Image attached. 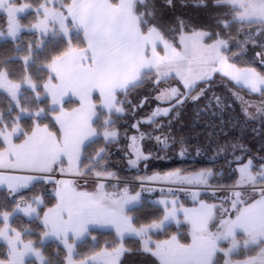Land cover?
<instances>
[{
  "label": "snow or ice",
  "instance_id": "obj_1",
  "mask_svg": "<svg viewBox=\"0 0 264 264\" xmlns=\"http://www.w3.org/2000/svg\"><path fill=\"white\" fill-rule=\"evenodd\" d=\"M34 2L35 22L26 30L38 32L40 38L24 45L20 36L25 26L21 24L20 14L32 11L33 4L0 0V13L7 16L6 28L0 29V38H10L16 43L18 52L26 53L19 57L23 61V74L17 79L12 78L13 74L6 67L0 68V91L9 97L7 115L0 112V187H6L10 194H19L37 184L52 185V189L41 187L40 193L30 199L21 195L11 212L0 211L3 224L0 240L6 245L0 264H25V257L29 255L39 264H60L58 260L46 258L42 251L49 237L66 249L64 264H122L123 256L129 253L124 245L126 235L138 237L142 242L141 251L151 253L159 264H220L221 256L223 264H264V157L259 158L262 161L259 165L254 163L255 158L245 160L243 156L229 161V168L239 176L230 186H213L210 180L215 174L211 169L192 173L176 169L141 178L142 191H154L146 185L159 182L168 186L166 190L161 187L160 192L171 199L155 201L163 206L162 217L139 225L131 213L141 200V192L131 195L127 187L107 192L103 182L117 179L116 173L108 171L103 164L108 144L118 137L113 117L124 115L127 106L143 107L147 97L139 105H132L128 95L149 80L158 90L156 100L175 101L171 107H157L151 117L143 121L149 124L154 122L153 117L168 116L175 106L189 98L199 100L206 90L201 88L192 95L193 90L198 82L211 81L215 73L264 97V73L257 72L254 67H238L234 62L237 54L231 47L234 44L242 55L247 52L249 43L256 44L259 51L255 52V59L264 64V40L258 43L255 39L257 35L264 37V0H216V6L228 7L231 15V19L219 22L221 32L188 30L180 21L179 29L171 30L175 33L171 38L154 23L155 6L150 0ZM166 3L172 6V0ZM140 7L145 10L141 12ZM235 25L241 26L236 29L238 36L243 33L241 40L232 37ZM253 25L258 27L252 31L243 30ZM49 34L59 38L66 47L41 65L48 73L41 85L28 70L36 63V50L44 46L43 38ZM209 40L212 42H206ZM169 80L176 81L179 87L159 88ZM24 86L33 95L25 92ZM181 87L185 91H181ZM94 93L99 96V109L105 111L98 110ZM68 96L79 102V106L70 111L64 108ZM45 99H50V106L40 108L39 103ZM33 104L35 111H32ZM243 111L249 119H256L247 105ZM49 112L59 125L58 132L40 122V117ZM256 112L264 115V105L257 107ZM26 115L34 121L30 132L21 126ZM96 122H100L101 130L94 126ZM140 123L131 125L138 134L131 135L127 145L130 150L126 153L128 163L132 167L151 159L139 141L153 137L139 131ZM159 127L161 125L157 124ZM100 136L105 145L85 157L86 142ZM18 137H22L21 142H14ZM154 139L163 149L169 148L167 135H157ZM186 151L181 146L179 155L184 156ZM57 174L74 178L92 174L96 177L97 189L95 192L78 191L74 179L58 178ZM181 193L190 195L197 206L184 207L179 201ZM209 193L218 204L200 199L201 195ZM46 195L54 197L56 203L47 207L41 217L38 209L46 206ZM181 212L190 225L192 242L183 244L173 235L168 240L155 242L153 247L150 233L163 229L169 221L179 225L178 213ZM18 213L41 222L44 231L38 244L22 238L32 234L31 229L26 228L22 233L11 227L10 221ZM91 229H112L118 239L107 248L74 259L78 255L76 242L90 235ZM95 239L92 236V240ZM241 251L246 258L233 260L232 257Z\"/></svg>",
  "mask_w": 264,
  "mask_h": 264
},
{
  "label": "trees",
  "instance_id": "obj_2",
  "mask_svg": "<svg viewBox=\"0 0 264 264\" xmlns=\"http://www.w3.org/2000/svg\"><path fill=\"white\" fill-rule=\"evenodd\" d=\"M25 3L33 4L34 0H23ZM19 3H22L19 0ZM150 4L155 6L156 20L154 23L166 35L171 38L173 33L172 29H179L180 21H183L188 30H203L209 33H219L222 31L219 22L225 18L231 19L228 7L216 6V0H172V6H168L166 0H150ZM206 5V6H198ZM142 7L141 12L144 11ZM35 20L33 13L28 16ZM27 17L23 18V23L27 21ZM7 17L0 13V29L6 28ZM240 25H235L232 31V37L237 40L243 39V33L238 36L236 29ZM258 26L253 25L252 28L244 27V31H252ZM80 35L79 39L82 41L83 37ZM34 34L24 33L20 37L24 45L31 42V38H35ZM259 43L264 40V37L257 35L255 37ZM37 38L34 40L36 41ZM178 40V36H177ZM210 42V40H209ZM79 46L83 47V44ZM66 44L60 39H52L47 42L44 49L41 51L36 50V63L33 64L28 72L37 80L41 85L48 78L46 70L41 69V65L49 62L51 56L63 50ZM233 53L237 49L235 45H231ZM247 52L237 56L234 61L240 67H254L258 72L264 73V64H261L255 59V52L259 51L256 44L249 43ZM26 53L18 52L16 50V43L12 40H3L0 38V68H7L13 76L17 79L23 74V61L19 59ZM5 61L7 62L5 64ZM179 87L176 81H168L161 83L159 88L165 89L169 87ZM205 89V93L197 101H192L190 98L183 104L177 105L169 113L168 116L159 117L153 123H143V119L149 118L156 107L166 108L171 107L175 101H158L155 97L158 95V90L154 88L149 80L139 87L134 88L128 99L131 100L132 105H139L141 100H144L143 107H136L133 109L127 106V114L123 117H116L120 126H116V131L119 132V137L115 142L109 143L107 146V157L103 164L107 170L116 173L117 179L125 181H141V178L152 176L153 174L173 171L180 169L187 173L211 169L215 174L211 178L210 183L213 186H230L238 180V174L233 173L229 168V161L234 157L243 156L247 158H255L254 163L259 165L260 157H264V116L257 119H249L245 116L243 106L240 103L237 95L243 97L250 103L264 104V97L260 94H252L244 88L234 84L227 78L217 75L208 83H199L192 95H196L200 89ZM29 95H33L30 90L24 87L23 89ZM42 91V89H41ZM181 91H185L181 87ZM122 98V97H121ZM219 101V103H218ZM77 105L74 101L65 103L64 108L71 110ZM40 108L47 109L50 106L49 99H45L38 105ZM9 107V97L6 93L0 92V112L7 115ZM36 105H32V111H35ZM178 113V115H177ZM15 115V112L13 113ZM53 114L49 112L47 116L40 117L41 124H49L52 131L57 130L56 123L52 119ZM141 121L139 131H142L152 139L145 138L142 140V149L145 154H150L151 159L147 163L141 162L138 167L129 165V156L126 154L129 149L127 145L130 143V136L138 134L136 129L131 125ZM34 121L32 117L21 120V126L25 131L30 132ZM157 124L161 127L157 128ZM25 126V127H24ZM98 130L100 129V122L94 124ZM157 135H167L169 137V148L163 149L161 144H158L154 139ZM22 137L17 141L21 142ZM174 142V143H173ZM102 136L97 137L92 143L86 146L85 157L93 155L95 150L105 145ZM236 146L235 148L233 146ZM181 146L187 149L184 156H180L179 152ZM2 147V145H0ZM199 149V154H197ZM134 158V157H132ZM86 162L87 159L85 158ZM236 167V165H233ZM223 173V175H220ZM86 178H92L85 176ZM96 179V178H94ZM94 182H80L81 186H87ZM41 187L51 191L52 185L37 184L24 194L35 196L40 193ZM134 190L140 189L139 186H130ZM223 195V193H220ZM163 196L161 192L150 195L151 199H156ZM181 203L186 207H195L196 204L190 200V195H179ZM200 199L205 200L207 203H216L218 200L211 198V195H201ZM46 206L40 208V216L56 203L54 197L45 196ZM227 207H230L226 205ZM15 208V200L8 190L0 189V211L7 210L11 212ZM135 218L137 225L150 223L153 219L161 218L163 215V208L149 200L144 202L141 206L134 208L131 213ZM234 215V214H233ZM0 227H3L0 222ZM11 227L23 233L24 229H31L32 234L23 235L22 238L27 242L32 240L39 243L41 235L44 231L43 226L39 220L27 219L21 215L15 216L11 221ZM176 235L178 240L183 244H190L192 242L190 225L181 220L178 225H171L165 227L162 231L151 234V239L155 242L168 240L171 236ZM92 236L96 239L92 240ZM116 236L112 232H99L91 231L90 235L83 243L77 245L75 259L79 260L84 255H89L93 251H100L107 248L116 242ZM124 245L129 249V253L125 255L122 264H159L152 256L141 251L142 242L140 240L127 239ZM154 247V245H152ZM224 247H226L224 245ZM59 250V256H56ZM6 251L5 245H0V257ZM42 251L46 258L58 260L60 264H64V257L66 250L61 244L54 240L45 241ZM255 254V253H251ZM246 258L245 253L241 251L239 255H235L233 260H242ZM223 256L220 257V264H223ZM27 264H36L34 261H28Z\"/></svg>",
  "mask_w": 264,
  "mask_h": 264
},
{
  "label": "rangeland",
  "instance_id": "obj_3",
  "mask_svg": "<svg viewBox=\"0 0 264 264\" xmlns=\"http://www.w3.org/2000/svg\"><path fill=\"white\" fill-rule=\"evenodd\" d=\"M22 1V3H25V2H23V0H21ZM141 9H142V7H140L139 8V10L141 11ZM143 10H145V9H143ZM143 12V11H142ZM31 13H33L34 14V16H35V13H34V8H33V10L32 11H30V12H26V13H22V14H20V21H21V24L22 25H24L25 26V30L24 31H22V33H21V36H22V34H24V33H28V34H34L36 37L35 38H31V42H34V40L37 38V39H39L40 38V36H39V33L38 32H30V31H27L26 29H27V26L28 25H30L31 23H34L35 22V20L33 19V18H31V17H29L28 18V16L29 15H31ZM4 15H6V14H4ZM7 17V16H6ZM24 17H27L28 19H27V21H25L24 23H23V18ZM20 36V37H21ZM81 37H83V36H81ZM1 39H3V40H10L11 41V39L10 38H7V39H4V38H1ZM44 40H45V44H44V46L42 47V48H40V49H37V51L39 50V51H41V50H43L44 49V47H45V45L47 44V42L49 41V40H52V39H59V38H54V37H52L51 36V34H49V35H47V36H45L44 38H43ZM74 39H75V33H74ZM83 39V38H82ZM177 42H178V40H177ZM206 42H208V43H211L212 41H206ZM235 51H238V48L237 49H235ZM232 52H233V50H232ZM236 54H237V56H239L240 55V52H235ZM236 60H237V58H236ZM235 60V61H236ZM238 66V65H237ZM238 67H240V66H238ZM258 72V71H257ZM217 75H220V76H222V77H224V78H227V79H229L228 77H225V76H223L221 73H215V74H213V77H212V79H214V77L215 76H217ZM211 79V80H212ZM230 80V79H229ZM169 81H173V80H169ZM230 81H232V80H230ZM234 84H236L234 81H232ZM199 83H202V82H198V84ZM237 85V84H236ZM237 86H239V87H241V88H244V89H246L243 85H237ZM25 88H27V86H24ZM133 90V89H132ZM131 90V91H132ZM247 91H249L248 89H246ZM130 91V92H131ZM0 92H2V91H0ZM130 92H129V95H130ZM250 92V91H249ZM251 93V92H250ZM252 94H259V93H252ZM128 95V96H129ZM237 97H238V99H239V101H240V103L242 104V106H243V108L245 107V105H247L248 106V110L251 112V113H253L255 116H256V119L257 118H260L261 116H264V115H261V114H259V113H257L256 112V108L257 107H259V106H261V105H264V104H262V103H250V102H248V101H246L243 97H241V96H239V95H237ZM97 105H98V110L99 111H105V110H102V109H99V101H98V103H97ZM157 108V107H156ZM127 109H128V107H127ZM127 111V110H126ZM125 114H127V112L125 113ZM124 114V115H125ZM124 115H122V116H120V117H123ZM31 116H29V115H26L23 119H28V118H30ZM41 117H43V116H41ZM116 117H119V115H114V119L116 118ZM149 117H151V115L149 116ZM159 117H163V116H158V117H153L152 119H153V121H155V120H157ZM148 118H146V119H143L142 121H145V120H147ZM54 121V120H53ZM55 122V121H54ZM116 126H120V124H119V122L116 120V124H115V127ZM25 127V126H24ZM51 130V129H50ZM57 131V130H56ZM118 132V131H117ZM118 137H119V132H118ZM117 137V138H118ZM20 137H18V138H14L16 141L19 139ZM140 142V144H141V146H142V140L141 141H139ZM84 163L85 164H87L88 162H86V161H84ZM138 167V166H137ZM108 171H109V169H108ZM87 176H90V177H92V178H96L94 175H92V174H89V175H87ZM72 178H74V177H72ZM238 179H239V177H238ZM80 179L78 180V182L77 181H75V183H76V185H80ZM104 182V181H103ZM105 184H106V188H105V191H108V192H113V191H119V190H122V189H124L125 187H127L128 188V191H130L131 193H136V192H141V196H143V197H145L143 200H141V205L144 203V202H148L149 200H153V202H155V201H158L159 200V198L161 197H158V198H156V199H151V197H150V195H152V194H155V193H157V192H160V188L161 187H164L165 188V190L167 189V185H164V184H162V183H158L160 186L158 187V188H154V187H150V186H147L146 185V187H150V188H153V189H155L154 191H142V188H141V186H139V188L140 189H138V190H134V188H131L130 186H127V185H119V184H111V183H109V180L108 181H105L104 182ZM87 186H89V187H93V188H96L97 187V182H94V183H90L89 185H87ZM5 190H7V189H5ZM30 190V189H29ZM29 190H27V191H29ZM27 191H25V192H27ZM25 192H22L21 194H12V196L14 197V200L15 201H17V200H19V197L22 195V196H24L26 199H30L32 196H29L28 194L26 195V194H24ZM162 198H166V197H162ZM169 198H171V197H169ZM180 200V199H179ZM190 200H192L193 201V198L190 196ZM180 203H181V201H180ZM161 206V205H160ZM197 206V205H196ZM162 207V206H161ZM184 207H186V206H184ZM227 207V206H226ZM42 208V207H41ZM192 208V207H191ZM232 210H231V208L229 207V212H231ZM182 213V212H181ZM179 214L180 213H178V216H179ZM234 214V213H233ZM15 216H17V214H15L13 217H12V219L15 217ZM12 219H11V221H12ZM11 221H10V223H11ZM215 229H213V231H214ZM159 232V231H158ZM156 233V232H155ZM154 233V234H155ZM151 236V235H150ZM49 239H47L46 240V242L48 241ZM152 240V242H153V245H154V243H155V241L153 240V239H151ZM59 243V242H58ZM1 245V244H0ZM224 245L227 247L228 245H227V242H224ZM235 256V255H234ZM234 256L232 257V259L234 258ZM29 261H34L36 264H39V261L36 259V260H29ZM27 264V263H26Z\"/></svg>",
  "mask_w": 264,
  "mask_h": 264
},
{
  "label": "crops",
  "instance_id": "obj_4",
  "mask_svg": "<svg viewBox=\"0 0 264 264\" xmlns=\"http://www.w3.org/2000/svg\"><path fill=\"white\" fill-rule=\"evenodd\" d=\"M54 82H55V81H54ZM93 100H94V102L98 103V101H99L98 93H94V94H93ZM49 101H50V99H49ZM69 101H74V102H76L77 105H76L75 107H78V106H79V102H78V100H77L75 97H71V96L65 97L64 105H65V103H67V102H69ZM75 107H74V108H75ZM65 110H66V109H65ZM69 111H70V110H69ZM56 126H57V131H54V132H58L59 125L56 124ZM96 138H97V137H93L90 141H87V142H86V146H88L90 143H92ZM14 142H16V143H20V142L16 141L15 139H14ZM76 186H77V190H78V191L95 192L96 189H97V187H96V188H93V187H89V186H81V185H79V186L76 185ZM0 189H7V188H6V187H0ZM27 190H29V189H27ZM27 190H21V192H20L19 194H21L22 192H25V191H27ZM107 192H108V191H107ZM19 194H18V195H19ZM129 194H131V195H135V193H131L130 191H129ZM141 195H142V194H141ZM162 197H165V196H161V197L159 198V200L162 199ZM142 198L144 199L145 197L141 196V200H143ZM166 198L171 199V198H169V197H166ZM141 200H140V202H139L138 204H136V205L134 206V208H137V207L141 206ZM179 201H180V200H179ZM34 206H35V205H34ZM161 206H162V205H161ZM162 208H163V206H162ZM187 208H191V207H187ZM38 210H40V209H38ZM17 215H21V216H23V217L29 219L28 217L24 216L23 213H18ZM41 217H42V216H41ZM178 218H179L180 221H181V220H184L183 213H180L179 216H178ZM184 221H185V220H184ZM171 225H177V223H176L175 221H169V222L166 223L165 227H168V226H171ZM165 227H164V228H165ZM164 228H163V229H164ZM163 229L158 230V231L160 232V231H162ZM91 231L112 232V233H114L115 236H116L115 231L112 230V229H91L90 232H91ZM158 231H153V232L150 233V235H151V234H154L155 232L157 233ZM88 236H89V235H88ZM88 236H85V237L81 238L80 240H78V241L76 242V244L79 245V244L83 243L84 241H86V239L88 238ZM48 239H49V240H54V241H56L55 238H53V237H49ZM116 239H118L117 236H116ZM127 239L139 240L138 237H132V236H128V235H126L125 238H124V241L127 240ZM56 242H58V241H56ZM0 244H1V245H5L4 242H3L2 240H0ZM5 246H6V245H5ZM62 246H63V245H62ZM65 250H66V249H65ZM146 254L152 256L151 253H146ZM125 255H126V254H125ZM125 255L123 256L122 261H123V259L125 258ZM75 257H76V256H75ZM75 257H74V259H75ZM152 257H153V258L159 263V260H158L156 257H154V256H152ZM32 259H33V260H36V258H35L34 256H32V255H29V256L25 257V264H26L29 260H32Z\"/></svg>",
  "mask_w": 264,
  "mask_h": 264
},
{
  "label": "built area",
  "instance_id": "obj_5",
  "mask_svg": "<svg viewBox=\"0 0 264 264\" xmlns=\"http://www.w3.org/2000/svg\"><path fill=\"white\" fill-rule=\"evenodd\" d=\"M57 176H58V178L74 179L77 182H78L79 179H80L79 182H97V180L94 179V178H86V177H83V178H72L71 176L59 177V174H57ZM105 181H108V180H105ZM109 183H111V184H119V185H127V186H141V181L135 182V181H125V180H114V179H111V180H109ZM158 183L159 182L153 183V184H150V185H147V186L158 188L160 186Z\"/></svg>",
  "mask_w": 264,
  "mask_h": 264
}]
</instances>
